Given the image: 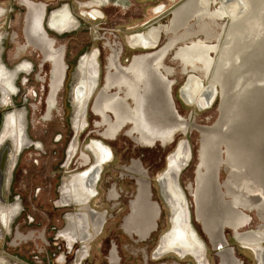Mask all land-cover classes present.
I'll list each match as a JSON object with an SVG mask.
<instances>
[{
	"label": "rangeland",
	"instance_id": "obj_1",
	"mask_svg": "<svg viewBox=\"0 0 264 264\" xmlns=\"http://www.w3.org/2000/svg\"><path fill=\"white\" fill-rule=\"evenodd\" d=\"M32 1L43 4L45 12L59 7L62 3L68 4L78 25L74 30L63 34H55L45 29L50 37L57 40V47L62 46L66 64L65 79L57 95L56 107L52 115L47 116L45 96L50 78L49 63L43 62L40 51L31 45H26L25 50L17 52V47L21 43H27L24 31L27 10L19 0H0V7L5 10L4 16L0 18L2 62L8 68L22 60H28L33 65L31 72L16 75L15 84L19 92L11 98L10 104L0 106V113L3 115L13 108L16 110H22L21 107L27 108L29 136L43 142L46 152L40 154L31 147L25 148L10 175L7 191L3 190L2 203L9 205L17 203L21 211L12 221L10 231L0 237V264H172L173 262L196 264L189 256L180 260L171 254L158 259L152 257L161 234L171 221V211L160 194L155 175L162 170L165 157L182 138L186 139L191 155L189 161L179 170L177 181L185 196L190 225L204 244L206 264H222V252L227 249L230 250L231 257L224 260L223 264H264V254L262 259L258 257L259 249L264 250V173L259 175L256 165L250 170L253 161L248 167L231 165V161L239 160L245 148H239L237 143L229 139L231 127L228 122L224 123L226 114L219 108L220 102L224 100L226 102L228 98L225 88L221 93V82L225 73L222 72L221 81L219 79L214 85L216 94L208 108L186 103L179 93L181 85L188 76L186 70L190 68L183 67L182 62L174 56L176 50L193 42L213 45V48L207 52L210 61L207 72L195 70L203 86L209 87L214 65L220 53L225 48L226 50L238 48L237 43L240 41L236 36L238 26L231 24L229 16L213 12L220 10V6L226 0H204L205 8H197L199 15L184 16L181 23L175 22L171 31H164L160 35L159 49L166 46L171 39L172 45L166 48L164 56L160 59V70L157 69V72L161 74L166 71L165 68H169L165 76L166 79H171L170 94L173 106L182 120L187 121V128L183 131H175L170 143L144 146L140 143L144 140L142 134L138 132L127 134L132 124L124 122L111 138L102 139L111 150L113 158L103 166L97 185V195L89 204L95 212L106 213V223L97 236L86 240L85 243H74L68 250L65 241L58 239L57 233L65 227L63 216L78 210L76 206L62 208L57 205V190L62 178L68 174L67 171L75 169L74 164L69 169L62 168L63 151L74 134H78L79 144L83 145L91 138H101L100 134L105 131L106 124L115 122L114 115L108 112L105 121L102 122V117L90 111L108 74L112 80L123 77L128 81L130 79L127 71L122 72L115 67L107 68V59L112 50L118 48L117 61L124 66L131 61L134 54L154 50L155 48L141 50L142 48L129 47L126 35L144 31L151 25L169 23L170 11L186 0ZM76 1L97 3L103 12V17L92 19L89 15L80 16ZM253 2L255 3V0H252ZM158 5H162L161 10L154 12V8ZM198 5H201L200 1L197 2L196 6ZM93 48L98 54L97 85L93 97L85 104L84 118L76 132L75 124L72 122L74 103L70 95L71 86L79 56ZM15 52H17L16 57H14ZM23 77L27 79L25 82H22ZM245 78L246 75L240 76L243 82L239 88L243 87ZM263 80L264 77L259 78L257 83L262 84ZM138 87L136 90L140 92ZM126 88L123 84H112L105 90V99L110 104L120 102L127 108H133L135 105L133 99L126 96L122 98ZM230 90L227 92L229 93ZM34 91L36 94L31 96ZM203 129L207 131L203 132ZM203 134H206V141L211 147L204 153L200 184L196 180L198 176L196 170L199 163H202L199 146ZM135 160L147 173L150 197L159 207L156 229L144 240L126 234L120 227L122 217L127 213V201L134 194V179L131 172L124 167ZM7 164L8 161L5 168ZM3 175L5 180L6 170ZM110 190L116 192L117 200L108 198ZM80 222L78 232L90 234L92 221L84 216ZM231 223L237 225L236 230L232 229ZM206 227L211 229L214 236L220 232L223 237V247L214 246L205 231ZM16 233L20 237H16ZM83 247H85L84 258L76 262L77 255ZM111 248L114 250L112 255Z\"/></svg>",
	"mask_w": 264,
	"mask_h": 264
},
{
	"label": "flooded vegetation",
	"instance_id": "obj_2",
	"mask_svg": "<svg viewBox=\"0 0 264 264\" xmlns=\"http://www.w3.org/2000/svg\"><path fill=\"white\" fill-rule=\"evenodd\" d=\"M19 1L23 5L24 4L32 5V7L34 8L33 10L38 11V15L36 16L35 22H32V23L27 22V16L26 15H27L28 10H27V7H25L27 12L25 15V23H24L25 24V30L24 31H25V34L27 37V43H25V42L21 43L19 45V47H17V52L19 50H22V51L25 50L27 48L26 45H31L35 49L40 51L41 58L44 59L43 62L47 61L49 63V68H50L49 69V76H50V78H49L48 84H47L48 91L46 92V96H45V104H46L45 109H46V115L47 116L52 115L53 109L56 107V99H57L58 92L60 91V89L64 83L66 64L64 62V53H63L62 46L57 47V40L50 37L48 35V33L46 32V30H49L55 34H63L65 32H69V31L74 30L75 27L78 25L77 24L78 21L73 16L70 6L66 3H62V4H65L66 6L61 4L59 7L54 8L48 12H45L44 5L41 3H35L32 0H19ZM172 1H176V0H172ZM193 2L196 3V2H198V0H196V1L193 0ZM76 5L78 6V8L80 10L78 13L80 16L89 15L92 19L103 17V12L99 9L97 3H95V2L92 3V2L76 1ZM161 7H162V5L156 6L154 8V12L160 11ZM198 9H197V6L195 4L193 6L192 10L189 11L188 16L198 15L199 14ZM4 12H5L4 8L0 7V18H2L4 16ZM55 16H57V17H55ZM181 16H182L181 11L175 12L174 20L178 23V19ZM64 17L65 18L67 17L68 19L66 18L64 20ZM53 20L57 21V23ZM65 25H66V27H65ZM172 29H173V26H171L170 23H167V24H160L159 23L156 25H151L150 27H148L144 31H136V32H132L130 34H127L126 35V42H127V45L133 49H137V48H140V49L142 48L141 50H148V49H153V48L156 49L158 47V41L160 39V35L164 31L169 32ZM1 38H2V33H0V41H1ZM198 43H200V42H198ZM205 48H207V49H204V48L202 49L204 51H201V48H199L200 50L199 49L196 50V47L193 45L190 50H193L194 55L188 54L187 51L184 52V50H182L181 53L177 54V56L181 57L180 59L183 61L182 66L186 67L187 69L190 68V70L189 69L186 70L188 73L187 79L181 85V87L179 89L181 92V93L179 92L180 96L182 97V99L186 103L196 104L197 106H200L201 108H208L210 106L209 102L212 101L211 99H213L214 95L216 94L215 90H214V85L212 82H211L209 87H205V86H203L201 79L198 76H196V74H195V70L205 72L206 60H204L202 63H198V58H199L201 52L206 54V52H208L211 49V46H206ZM17 52H15L14 57L17 56ZM89 53H91V55ZM117 54H118V48L113 49L112 53L109 55V57L107 59V66H108V61H109L111 56L115 57L116 61H117V56H118ZM195 55H196V57H194ZM80 56L76 62V69H75V73H74V77H73V83L71 86V93H70L71 99L74 103L72 122H74V124H75L76 132H78V129L80 128L79 124L82 121V119L84 118L85 104L89 100L87 98L93 97L92 95L88 96L87 79H86L87 78L86 76L88 75V73L86 71H83V70L78 68L79 62L81 61L80 59L84 58V56H90V57L92 56L94 58V63H95L94 65L96 66V69H97V56H98V54H97V50H95L93 48V49L83 53V56H81V57ZM207 60L209 61V59H207ZM0 61H1L0 65H1V67H3V69H5L7 72H10V73L14 72V75L12 76L13 78L10 79L11 88H12V90L13 89L14 90L13 91L11 90V91L5 93L4 96H2V97L0 96V103H2L0 105L5 106V105L10 104L11 98L19 92V89L17 88V86L15 84L16 75L18 73L27 74V73L31 72L33 70V65L28 60H22L20 62H17L16 64H14L11 68H8L2 62L1 57H0ZM57 62H61V64H57ZM117 63H118V61H117ZM118 64L121 66H124L121 63H118ZM22 65H23V68H20V67H22ZM24 68H26V70ZM97 70L95 71L93 69L91 71L92 72L91 76L92 77L94 76L93 79H94V87L95 88L97 85V78H96ZM165 70L169 71V68H165ZM95 73H96V75H93ZM80 75H81V77H80ZM38 78L41 79L40 77H38ZM80 78H82V79H80ZM26 80L27 79L23 77L22 82H25ZM120 81H122V78L117 79L116 83L117 82L119 83ZM77 83H79L80 85ZM83 85H85V86H83ZM119 85H121V84H119ZM108 87H111V86H105V83H104L103 88L100 90V92L103 93ZM95 88H93V89L95 90ZM127 90L128 89H126V90L124 89L125 93H124V96L122 97L123 99L126 96ZM188 90L190 91V94H188ZM194 91H195V93H194ZM34 93H35V91L31 93V96L34 95ZM103 94H105V93H103ZM195 95H197L198 97ZM105 96L98 102V104H97L98 107H97V111L95 114L102 117V122H104L106 112H108L112 116L114 115L115 122L106 124L105 131L102 134H100L101 138H97V137L91 138L88 142L84 143L83 145L79 144V141L77 139L78 134H76V135L74 134L73 138H71V140L66 145L65 150L63 151L64 152V161H63L64 163L62 165V168L69 169L70 166L74 164L75 169L67 171L66 173H68V174L63 176L62 182H61V184L57 190V192H58L57 205L59 207H62V208L76 206L77 207L76 209L78 210V212H76V211L68 212L67 214H65L63 216V219L65 221V227L57 233L58 239H62L63 241H65V244H66L65 246H66L67 250L69 249V246L73 245L74 243H78V242L79 243H85L86 240H88V239L90 240L94 236H97L99 234V232L102 231V229L106 223V218H105L106 213L104 211L101 213L95 212L90 207V204H89L91 199H93L97 195V185H98L99 180H100V176H101V173L103 170V166L105 164L109 163L113 158V154L111 153V150L104 143V141L102 139L103 138H111L124 122H129V119H128L129 117H127V115H129L131 113L130 111L133 108H127L126 106L123 105V103H120V102H117V104H112V103L110 104L107 102V99H105ZM79 99H80L81 103L79 102ZM77 100H78V102H77ZM23 101H25V98L23 99ZM112 107H114L115 111L110 110V108H112ZM91 108H92V105H91ZM91 108H90V111H92ZM21 109L22 110H16L13 108V109L5 112V113H7V112H10V113L13 112L14 113L15 112L14 114H18L22 117L21 118L22 127H23L22 137L24 138V142H25V145L22 148H20L19 151H17L18 149L15 150L13 143L9 140H5L0 144V152H1L2 148L5 146V143L8 144L7 156H6V160L4 162L5 164H4L3 171H2L4 174V170H6V179L4 180V178H3V188H4L3 190L5 192L7 191L8 187H9L10 175L16 166V162H17L19 156L21 155L22 151L25 148L31 147V148L35 149L36 151H38L40 154L46 153L44 151L45 150L44 143L37 140V139H33L29 136V133H28L29 123L27 121V115L29 112H28L27 108H25V107H21ZM4 114L2 115L0 113V129H1L2 120H3L2 118L4 117ZM45 118H47V117H45ZM130 123L132 124V126L127 131V134H131V133L136 132V129L133 126V123L132 122H130ZM116 124H119L118 128L114 127ZM59 138L61 139V136ZM60 139H56V140L59 141ZM172 140H173V137L170 140H168V139L155 140L151 144H143L141 142L140 143H141V145H144V146H150V145H153L154 143L167 144V143L171 142ZM183 140H185V144L187 143L186 139H184V138L178 140L176 146L165 157L164 167L162 168V170L160 172H158L155 175V180L158 183L160 194H161L162 198H163V195L161 193V187L159 185V179L162 177V174L165 173L167 166L170 163V158H171L172 154L174 153L175 149L178 147V145H180L183 142ZM91 146H92V148H91ZM88 148H89V150H88ZM94 148L96 149L95 151H93ZM186 148L188 150L189 159H190L191 152H190L188 146H186ZM97 152L99 153V155ZM189 159H188V161H189ZM7 161H8V164L5 168ZM124 168H125V170L131 172V175L134 179V194L127 201V213L125 216L122 217L120 227L126 234L135 235L137 237V239L144 240L148 237V235H150V233L153 230L156 229V226H157L156 222H157V219L159 217V207H158L157 203L154 200H152L150 197V194L148 191V188L150 185V182L148 180V175L145 172V170L143 169V167H140L138 161L135 160L130 165L125 166ZM179 170H178V172H179ZM177 175H178V173H177ZM71 185H73V188ZM70 186L72 189L70 188ZM179 187H180V185H179ZM181 190H182V188H181ZM73 191H75V193H73ZM182 193H183V191H182ZM2 194H3V192H2ZM78 196H79L80 200H77ZM183 197H184V201H185V205H186L187 203L185 200L184 193H183ZM74 198H77V199L75 200ZM108 198L111 200H115V199L117 200L118 196H117L116 192H114L113 190H110ZM163 200H164V198H163ZM175 200L173 199V203L178 201L176 197H175ZM164 202H165V200H164ZM8 206H10V207H8ZM0 207H2V209L5 211L6 216H8V223H7L8 225L4 226L0 222V226L2 229L1 234L3 235V233H8L10 231L11 223L14 220V218L19 214L21 209L17 203H14L11 205L0 203ZM13 208H15V211H14V213H11ZM182 208H183V215L181 217V220H177V219L172 220V218L174 217V212H172L170 210L171 211L170 224H169L168 228L161 234V236H160V238L156 244V247H155V250H154L152 257L154 259H158V258L163 257L166 254H171L176 259L180 260V259H183V258L189 256V257L194 259V262L196 264L198 263V261H200V259H202V261H204V264H206L204 244L199 239V237L197 236V234L195 233V231L193 230V228L190 225L189 212H188L187 205L185 206V208L182 206ZM10 209H11V211H10ZM187 215H188V217H186ZM84 216H87V218L92 221V225L90 228V232H91L90 234H87V233L83 234L81 232H78L79 223L81 224L80 221ZM78 217L80 218L79 222H74V223L71 222L72 218L75 219ZM69 220H71V221H69ZM187 220H188V223H187ZM178 221H180V222H178ZM176 223H178V225ZM181 224H184V226H185V224L189 225V226H187V229H189L190 231H193L195 238H197L198 241H200L202 243V246H203L202 256H199L200 253H197L199 251L197 250L196 245H192V244H194V241L184 239L183 236H181L180 231H182V230L178 231L180 229ZM231 226H232L233 230H236L237 226H235V224H231ZM173 231H175V232H173ZM173 233L174 234L176 233V234L173 235ZM177 233H179V235ZM176 235H178V236H176ZM208 235L210 236L211 233ZM235 235H237V233H235ZM172 236H174L176 238H174ZM16 237H20V235L18 233H16ZM178 239L180 242V243L178 242L180 246L176 242V240H178ZM189 241H190V243H189ZM168 243L169 244L172 243L171 246ZM183 243H184L185 247L183 245L181 246V244H183ZM174 244H176V245L173 246ZM221 246L222 247L224 246L223 237L218 238V240L215 243L216 248L221 247ZM167 247H168V249H167ZM170 247H172V248H170ZM113 251H114L113 248H111V250H110L111 255H112ZM84 254H85V247H83L81 249V251L78 253L76 262L81 261L84 258ZM263 254H264V250L259 249V251H258L259 256L258 257L262 259ZM230 257H231L230 250H228V249L223 250V252H222V264L224 263V260L226 261V259H229ZM172 264H178V263L173 262Z\"/></svg>",
	"mask_w": 264,
	"mask_h": 264
},
{
	"label": "bare ground",
	"instance_id": "obj_3",
	"mask_svg": "<svg viewBox=\"0 0 264 264\" xmlns=\"http://www.w3.org/2000/svg\"><path fill=\"white\" fill-rule=\"evenodd\" d=\"M199 1H200L201 5H198L197 8L204 9L205 8V7H203V1L204 0H198V2ZM253 3H252V0H226L220 6V10L214 11V13H217L218 15L229 16L231 19V24L238 26L237 27L238 34L236 36L239 37L240 41H238V43H237L238 48L236 50H234V48L232 49L230 47L231 50H226V48H225L220 53L219 58H218L216 64L214 65V69H213L214 71L212 72V80L211 81H212L213 85H215L219 81V79L221 81V77H222L221 75H223L222 72L225 73V76L223 77V81L221 82V93H223L225 91L226 95L228 94L227 95L228 98L226 97L227 100L225 102L226 103L225 107L227 108V111H225L226 108L223 111V113L225 112V114H226L225 115L226 119H225L224 123L226 124L228 122L230 127H231L230 128L231 130L229 132V139L234 141L235 143H237L239 148H245V149H243L244 152L240 154L239 160L237 162L231 161V165L234 167H240V165H245L246 167H248V166H250L249 163L251 161H253L254 164H252L249 168L251 170L252 168H254L253 165H256L257 173H259V175H260V174L264 173V80L262 81L263 82L262 84H259V82L257 83V81L259 78L264 77V0H255V3L254 4ZM195 4H197V2L195 3V2H193V0H188V1L186 0L185 2L180 3L178 5V7L179 6L180 7L178 9H176L173 13V16H174L175 12L181 11L182 16L178 19V24L183 21L182 18L184 16L189 17L188 13H189V11L192 10V8ZM24 5H25V7H27V10H28L27 15H26L27 16V22H31V23L35 22L36 16L38 15V11L33 10L34 8L32 7V5H28V4H24ZM62 5H65V4H62ZM254 5L256 7H254ZM199 14H200V12H199ZM55 17H57V16H55ZM66 18L64 17V20ZM260 18L262 19L263 24H262V22H260L261 21ZM53 21H55V20H53ZM55 22L57 23V21H55ZM175 22L176 21L173 18L172 24H170V25L174 26ZM65 27H66V25H65ZM231 41H230V43H231ZM254 41H255V43H253ZM171 45H172V39L168 42L166 47H163L161 49H159L157 47L156 49H154L152 51H146V52H143L141 54H134L131 61L125 66H121L118 63H116V61H115L116 58L112 57V56L110 57V59L108 61L107 68L108 67L109 68L115 67V68L121 69L122 72L127 71L129 73V76H130L129 81L123 77L122 81H120L119 83L118 82L116 83V80H112L111 76L108 74L105 78V86H111L112 84H114V85L123 84L124 86L127 87L126 89H128V90L126 91V97L133 99L134 104H135L133 109H131V111H130L131 113L129 115H127V117H129L128 118L129 122L133 123V126L136 129V132H138V134L141 133V131H142L141 127L144 128L142 125L144 122L146 123L145 117L147 118L148 122L152 121L154 124H157L156 123L157 118H158L159 114H161L160 118L162 120L158 121L159 123L157 124L159 126H157L156 129L149 128L148 130H150V132L147 131V133H148L147 135L142 133L141 137L144 140H141V143H143V144H151L155 140H164V139L170 140L173 137V135L175 134V131H177V130L183 131L187 128V125H188L186 120H182V118L177 113L174 114V112L172 110L169 112L172 113V115L174 114L173 118L175 117L174 118L175 121L174 122L169 121L170 123L168 122L169 113H166V107H167V105L169 107H171L169 105L170 103L168 100L169 99L168 98L169 97V94H168L169 89L168 88L171 86V79H166L165 75H167V73H165V72L164 73L161 72V74H160L161 76L159 74L156 75V73H154L157 68H158V70H160L159 69L161 67L160 58L162 57L166 48L168 46H171ZM193 45L196 47V50L201 48V51H204V50H202L203 48L207 49V48H205L206 46H211V48H213V45H210V44L203 45V44L198 43V42H193V43H191V45L182 46L179 50H176L175 51V54H176L175 57H177L178 60L183 62L180 59L181 57L177 56V54L181 53L182 50H184V52L187 51L188 54L194 55L193 50H190ZM253 45H255V47ZM250 48H251V50H250ZM238 53H240V54H238ZM89 54L91 55V53H89ZM81 56H83V54ZM150 57H154V59L148 61V58H150ZM194 57H196V55ZM207 59H209L207 57V52H206V54L201 52V54L198 58V63H202L204 60H206V66L204 65L205 66V72H207V69L209 67L208 65L210 64V61H208ZM80 60L81 61L79 62L78 68L83 70V71H86L88 73V75L86 76L87 77L86 78L87 79V92H88V96H91L93 93V90H94L93 88H95L94 87V79H93L94 76L93 77L91 76V74H92L91 71L93 69L95 71L97 70L96 66L94 65L95 64L94 58L92 56L91 57L90 56H84V58H82ZM150 62H151V65L149 64ZM145 63H146V65H145ZM57 64H61V62H57ZM147 64L149 65V67L147 66ZM20 68H23V65ZM24 69L26 70V68H24ZM13 75H14V72L13 73L7 72L0 65V96L1 97L4 96L5 93L12 90L11 84H10V79L13 78L12 77ZM81 75H80V77H81ZM93 75H96V73ZM243 75H246V78L244 81L245 83H244L242 88H239L243 82V80L240 79V76H243ZM80 79H82V78H80ZM79 83H77V84H79ZM225 85H226V87H224ZM83 86H85V85H83ZM138 86L140 87V90H139L140 92H137V90H136V87H138ZM223 88H225L224 91H223ZM237 88H239V89L236 90ZM229 89H231V90L228 93L227 90H229ZM179 92H180V90H179ZM194 93H195V91H194ZM188 94H190L189 90H188ZM98 95L99 94H97V96H96L97 99H98ZM104 96H105V94L100 92L99 100H97L95 103H92V111L94 113H96V111H97L98 102ZM195 96H197V95H195ZM87 99H89V98H87ZM224 101L222 102V104L224 103ZM77 102H78V100H77ZM79 102H80V99H79ZM148 103H152V105L148 104ZM0 104H2V103H0ZM158 105L161 108V109L158 108V110H160L161 112H159L157 110V108H155L156 106L158 107ZM143 107L145 109H143V111H142L141 108H143ZM149 108L150 109L154 108V112H156L157 115L151 114L149 112H147L145 115L146 109H149ZM110 110L115 111L114 107L110 108ZM139 110H141L143 113H140ZM12 113L7 112L4 114V117L2 118L3 120H2L1 129H0V144L5 140H9L13 143L15 150L18 149L17 151H19V149L25 145L24 138L22 137V134H23V127H22V120H21L22 117L18 114H14L15 112L13 114ZM170 120H171V118H170ZM142 121H143V123H142ZM114 127L118 128L119 124H116ZM203 131L205 132L207 130L205 129ZM204 138L207 140L206 134L202 135V139H201L200 146H199V156H201L200 162H202V163H199V166L197 167V170H196L197 174H198L196 180L199 183L201 182L200 170H201V166H203V161H204V154H203L204 153V151H203L204 140H205ZM5 146H7V148H8L7 143H5ZM186 146H188V144L187 143L185 144V140H183V142L180 145H178V147L175 149L174 153L172 154V156L170 158V163L167 166L165 173L162 174V177L159 179V185L161 187V193L163 195L165 203L168 205L169 209L172 212H174V217L173 216H172L173 218L171 217L172 220H174V219L181 220V217L183 215L182 206L184 208L186 206L182 190L179 187V184L177 182L178 170L180 168L184 167V165L186 164V162L189 159V153H188ZM91 148H92V146H91ZM88 150H89V148H88ZM95 150L96 149L94 148L93 151H95ZM0 154H1V152H0ZM98 155H99V153H98ZM6 156H7V149L5 150L4 155H3V161L4 162L6 160ZM2 171H3V169H1L0 176L1 175L3 176ZM0 182H1V184H0V203H2V200H3V197H2L3 179H2V181L0 180ZM71 186L73 188V185H71ZM71 186H70V188H71ZM73 193H75V191H73ZM175 197L177 198L178 201L173 203V199L175 200ZM74 199L76 200L77 198H74ZM77 200H80L79 196H78ZM8 207H10V206H8ZM10 211H11V209H10ZM14 211H15V208L12 209L11 213H14ZM186 217H188V215ZM69 221H71V220H69ZM79 221H80V218L78 217L75 219L72 218L71 222L74 223V222H79ZM0 222L4 226L8 225L7 224L8 223V216H6L5 211L2 209V207H0ZM178 222H180V221H178ZM187 223H188V220H187ZM176 224L178 225V223H176ZM187 226H189V225L185 224V226H184V224H181L180 229L178 231L182 230V231H180V234H181V236H183L184 239L194 241V244H192V245H196V248L199 251L197 253H200L199 256H202V251H203L202 243L200 241H198L197 238H195L193 231H190L189 229H187ZM204 226H206L205 223H204ZM235 226H237V225L235 224ZM205 229H206L208 234L211 233V229H209L208 227H206ZM1 232L2 231L0 230V237L2 236ZM173 232H175V231H173ZM175 234L173 233V235H175ZM177 234L179 235V233H177ZM178 235H176V236H178ZM213 236L214 235L211 233V235H210L211 241L215 246V243L218 240V238H221L222 236L220 235V232H218V234H216L214 236V238H212ZM172 237H174V236H172ZM174 238H176V237H174ZM190 241H189V243H190ZM176 242L178 243L179 239L176 240ZM179 243H178V245H179ZM171 244H169V245L171 246ZM175 245L176 244H174L173 246H175ZM182 245L184 246V243L181 244V246ZM168 247H167V249H168ZM172 247H170V248H172ZM197 264H204V261H202V259H200V261H198Z\"/></svg>",
	"mask_w": 264,
	"mask_h": 264
},
{
	"label": "water",
	"instance_id": "obj_4",
	"mask_svg": "<svg viewBox=\"0 0 264 264\" xmlns=\"http://www.w3.org/2000/svg\"><path fill=\"white\" fill-rule=\"evenodd\" d=\"M188 1V0H187ZM180 7V6H179ZM178 6L177 7H175L174 9H172L171 11H170V14H171V16H170V19H169V23L171 24L172 23V21H173V18H174V16H173V13H174V11L176 10V9H178L179 8ZM261 19V18H260ZM262 20V19H261ZM260 21V20H259ZM261 22V21H260ZM166 46H167V44H166ZM166 46H164V47H166ZM254 47H255V45H254ZM166 51V50H165ZM164 54H165V52L163 53V55H162V57L164 56ZM238 54H240V53H238ZM153 56V55H152ZM174 56H176V54L174 55ZM161 57V58H162ZM160 58V59H161ZM152 59H154V57H150V58H148V61H150V60H152ZM150 65H151V62L149 63ZM145 65H146V63H145ZM147 66L149 67V65L147 64ZM158 69V68H157ZM157 69H156V71L154 72V73H156V75L157 74H159L160 75V73L159 72H157ZM161 76V75H160ZM167 82V81H166ZM169 90H168V94H169V105L171 106V107H169L168 105H167V107H166V113H169V120H168V122L170 121V122H174L175 120H174V118H173V116H174V114L175 113H177L176 112V110H175V108H174V106H173V101H172V98H171V94H170V87L168 88ZM103 93H105V91L103 92ZM99 98H100V92H99V95H98V99L96 98L95 100H94V103L97 101V100H99ZM223 102V101H222ZM148 104H151L152 105V103H148ZM168 104V103H167ZM224 104V105H223ZM221 103L220 102V104H219V108H220V110L223 112L224 110H225V102L224 103ZM155 108H157V110H158V108L159 109H161L160 108V106L158 105V107L156 106ZM171 108V109H170ZM143 109H145L144 107L143 108H141V110L143 111ZM91 110H92V108H91ZM141 110H139L140 111V113H143ZM173 111L174 112V114L172 115V113H170L169 111ZM226 110H227V108H226ZM159 112H161L160 110H158ZM147 112H149V113H151V114H155V115H157V113L156 112H154V108H149V109H146V112H145V115H146V113ZM160 115L161 114H159V116H158V118H157V124L159 123L158 121H161L162 119L160 118ZM148 117V116H147ZM170 118H171V120H170ZM145 119H146V123L144 122L143 123V121H142V123H143V127L145 128H142L141 127V134L142 133H144V134H148L147 133V131H149L150 132V130H148L149 128H153V129H156L157 128V126H159V125H157V124H154L152 121H150V122H148V120H147V118L145 117ZM169 122V123H170ZM140 129V128H139ZM203 130H205V129H203ZM155 131V130H154ZM204 132V131H203ZM205 139V138H204ZM172 142V141H171ZM170 143V142H169ZM160 144H162V145H164L163 143H160ZM210 147H211V144L208 142V141H206V139L204 140V148H203V151H204V153H206V151H208L209 149H210ZM7 149V146H5L3 149H2V151H1V154H0V172H1V169H3V167H4V161H3V155H4V152H5V150ZM203 153V154H204ZM201 157V156H200ZM2 179H3V176L1 175L0 176V180L2 181ZM0 184H1V182H0ZM206 231V230H205ZM218 248V247H217Z\"/></svg>",
	"mask_w": 264,
	"mask_h": 264
}]
</instances>
